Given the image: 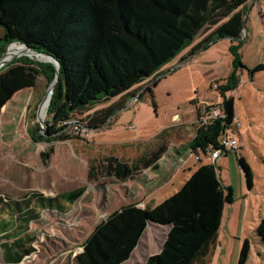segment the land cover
<instances>
[{
	"label": "rangeland",
	"instance_id": "rangeland-1",
	"mask_svg": "<svg viewBox=\"0 0 264 264\" xmlns=\"http://www.w3.org/2000/svg\"><path fill=\"white\" fill-rule=\"evenodd\" d=\"M242 10L244 29L239 40L218 38L190 54L192 45L215 26L203 28L190 45L159 70L158 77H163L153 89L155 107L145 90L156 78H147L132 87L135 100L124 109L130 94L86 111L84 114H89L111 104L117 108L85 137L73 135L51 142L37 139L35 129L45 127L37 112L50 83L44 74L37 77L35 86L13 94L0 110V196L20 200L33 193L51 197L80 186L85 190L72 204L62 203L64 210L44 208L23 231L17 227L21 235L9 241L19 238L29 251L18 263H9L0 249V264H80L77 254L93 227L131 200V194L147 193L148 187L171 174L152 197L144 195L143 203L151 207L176 192L200 163L208 162V154L200 149V162L188 155L193 151L197 128L194 105L211 107L223 100L217 86L234 71L233 51L247 68L264 62V0H247ZM235 74L238 84L225 98H233V116L240 124L235 133L239 150L229 151L218 163V177L227 189L226 200L217 242L205 264H239L244 239L249 242V251L243 264H264V244L255 233L259 219L264 217V70L252 79L246 69ZM139 93L143 95L139 97ZM190 99H194V105ZM46 109L43 118L49 120ZM157 150L161 152L155 164L147 168L138 163ZM110 157L139 169L120 181L105 171ZM242 162L252 172L250 182L243 175ZM0 220L8 228L17 224L1 211ZM166 228L149 224L122 264H145L148 256L160 251Z\"/></svg>",
	"mask_w": 264,
	"mask_h": 264
},
{
	"label": "trees",
	"instance_id": "trees-1",
	"mask_svg": "<svg viewBox=\"0 0 264 264\" xmlns=\"http://www.w3.org/2000/svg\"><path fill=\"white\" fill-rule=\"evenodd\" d=\"M247 0H0V56L10 43L25 44L48 53L60 64V78L50 97L47 115L50 123L37 127V139L51 142L73 137V120L90 128L103 124L116 111L115 105L89 114L96 105L122 96L147 78L146 86L153 107V89L163 76L159 70L180 54L199 32L215 26L190 48L195 54L210 42L224 36L239 37L243 28V7ZM234 71L217 86L223 98L218 103L224 118L196 129L192 149L218 147L217 136L234 110L232 97L225 94L237 86L236 72L246 69L252 76L264 70V62L252 69L244 66L233 51ZM40 74L54 77L52 64L20 56L0 69V110L13 94L35 86ZM143 94H140L141 97ZM194 105V99H190ZM195 106L196 117L200 106ZM76 136V135H75ZM78 137V136H76ZM153 151L138 160L150 167L160 156ZM200 162V161H199ZM105 171L126 181L139 169L116 157L107 159ZM243 175L251 180V170L242 162ZM218 165L200 163L181 187L152 207H140L132 198L109 212L92 229L77 254L81 264H122L131 255L149 223L167 227L160 251L148 256L145 264H205L217 242L226 200V187L218 177ZM77 187L55 196L33 193L17 200L0 196V211L17 224L8 228L0 220V249L5 262L18 263L28 249L18 239L42 209L64 210L84 192ZM20 228V232L17 231ZM256 235L264 244V217L259 219ZM249 251L248 240L241 244L238 263Z\"/></svg>",
	"mask_w": 264,
	"mask_h": 264
},
{
	"label": "built area",
	"instance_id": "built-area-1",
	"mask_svg": "<svg viewBox=\"0 0 264 264\" xmlns=\"http://www.w3.org/2000/svg\"><path fill=\"white\" fill-rule=\"evenodd\" d=\"M224 111L220 107V105H213L211 107L206 106H200V114L198 117H196V123L197 128L208 126L210 125L214 119L224 118ZM240 124L236 122V119L234 116L232 117L231 121L228 123H225V126L221 131L219 132L217 136L218 141V147H211L209 146L207 149H200L196 148L193 149V151H189V157H194L196 160H201V155L199 153V149L203 153H207L208 156L206 159L211 162L217 164L218 160L226 156V154L229 151H233V153L238 152L239 150V143L235 137V133L237 129L239 128ZM196 128V129H197ZM69 129L73 134H75L78 137H85L89 133L90 128L86 126L85 124L78 122L76 120H73L71 124L69 125ZM187 157H185L186 159Z\"/></svg>",
	"mask_w": 264,
	"mask_h": 264
},
{
	"label": "water",
	"instance_id": "water-1",
	"mask_svg": "<svg viewBox=\"0 0 264 264\" xmlns=\"http://www.w3.org/2000/svg\"><path fill=\"white\" fill-rule=\"evenodd\" d=\"M243 23H244V21H243ZM221 38L222 39H224V38L234 39L235 38L237 40L240 39L239 37L237 38V37H231V36H224V37H221ZM13 43H18V42H13ZM13 43H10L9 45H11ZM18 44H20L22 47H24V49L26 51L24 53H22V54L14 56L10 60H6V59H4L5 52L7 51V49H6L2 53V55L0 56V69L2 68V66H4L5 64L7 65L11 60H14V59L18 58L19 56H26V57H29V58H33V59H35L37 61L49 62V64H52L54 66V77H53V80L50 81V83L48 84L46 95H44V98L42 99V101H41V103L39 105V109H40V107L42 106V103L46 100V96H48V99H47V108H48L49 102H50V97L53 94L54 87H55L56 83L59 81V78H60V73H59L60 64L54 57L50 56L46 52L36 51L35 49H33V48H31V47H29V46H27L25 44H21V43H18ZM41 57H45V59H42ZM39 109H38V112H39ZM38 112H37V116H39ZM39 120H40V122L44 123L45 126H48V124L50 123V121L48 119H46V120L39 119ZM149 224H151V223H149Z\"/></svg>",
	"mask_w": 264,
	"mask_h": 264
},
{
	"label": "crops",
	"instance_id": "crops-1",
	"mask_svg": "<svg viewBox=\"0 0 264 264\" xmlns=\"http://www.w3.org/2000/svg\"><path fill=\"white\" fill-rule=\"evenodd\" d=\"M134 99V97L133 98H130V99H128L127 101H126V104H125V106L122 108V109H124L128 104H130L132 101H134L133 100ZM90 128V127H89ZM90 130L92 131L93 129H91L90 128ZM224 157H226V156H224ZM223 157V158H224ZM161 159H162V157H160ZM223 158H221V159H223ZM220 160V159H219ZM219 160H218V162H217V165H218V163H219ZM159 161V160H158ZM208 161V160H207ZM156 163V161L154 162V164ZM202 163H204V162H202ZM207 163H209V161L207 162ZM205 164V163H204ZM167 167V166H166ZM174 172V171H173ZM172 172V173H173ZM154 175H156V174H154ZM170 177H171V174L169 175V177L166 179V180H162V181H159V182H157L156 184H154V185H151L150 187H148L147 188V193H146V191L144 190V192L143 193H141L140 194V196L138 195H136V194H134L132 197L134 198V201L137 203V205L138 206H140V207H149V206H147L146 205V203H143V199H144V195H147V196H150V197H152V195L155 193V191H156V189L157 188H159V186L160 185H164V184H166L167 182H168V180H170ZM222 184H223V182H222ZM142 189H144V188H142ZM158 203V202H157ZM156 203V204H157ZM155 204H153L152 206H154ZM151 206V207H152Z\"/></svg>",
	"mask_w": 264,
	"mask_h": 264
},
{
	"label": "bare ground",
	"instance_id": "bare-ground-1",
	"mask_svg": "<svg viewBox=\"0 0 264 264\" xmlns=\"http://www.w3.org/2000/svg\"><path fill=\"white\" fill-rule=\"evenodd\" d=\"M25 51L26 50L24 49V47H22L20 44L13 43L9 46L8 50L5 52L4 59L10 60L14 56L22 54ZM41 58L45 59V57H41ZM47 99H48V96H46V100L42 103V106L40 107L39 112H38L39 114L38 118L41 120H44L43 116H44V111L47 108Z\"/></svg>",
	"mask_w": 264,
	"mask_h": 264
},
{
	"label": "flooded vegetation",
	"instance_id": "flooded-vegetation-1",
	"mask_svg": "<svg viewBox=\"0 0 264 264\" xmlns=\"http://www.w3.org/2000/svg\"><path fill=\"white\" fill-rule=\"evenodd\" d=\"M134 88H131L129 91H127L125 94H123L122 96H120V98L121 97H124V96H128L129 94H130V96H131V98H133L134 96H135V93H134ZM137 95H140V93L139 94H137ZM130 99V98H129Z\"/></svg>",
	"mask_w": 264,
	"mask_h": 264
}]
</instances>
